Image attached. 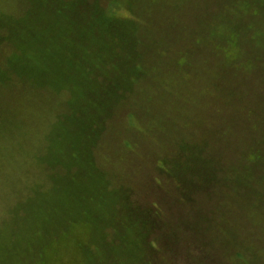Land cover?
<instances>
[{
	"label": "trees",
	"instance_id": "trees-1",
	"mask_svg": "<svg viewBox=\"0 0 264 264\" xmlns=\"http://www.w3.org/2000/svg\"><path fill=\"white\" fill-rule=\"evenodd\" d=\"M213 1L125 0L120 19L115 0H0V126L20 128L3 90L31 89L32 102L49 108L34 152L44 184L24 199L9 185L0 201V264L17 241L7 222H19L17 211L43 239L52 227L89 220L91 254L102 264H243L236 226H260L264 216V114L252 115L250 96L253 74L263 70L251 67V50L264 49L251 41V17L259 28L264 0H238L248 11L225 19L233 63L219 52L229 39L211 35L231 0ZM213 4L220 7L211 15ZM161 75L175 83L162 84ZM207 76L218 94L205 103L195 83ZM259 88L252 94L264 110ZM61 90L68 95L58 99ZM105 148V163L119 159L120 172L100 164ZM251 210L257 216L245 215ZM29 246L22 243L21 258Z\"/></svg>",
	"mask_w": 264,
	"mask_h": 264
},
{
	"label": "rangeland",
	"instance_id": "rangeland-1",
	"mask_svg": "<svg viewBox=\"0 0 264 264\" xmlns=\"http://www.w3.org/2000/svg\"><path fill=\"white\" fill-rule=\"evenodd\" d=\"M115 1L117 3L115 13L116 17L120 19L126 18L128 14L125 10V0ZM209 2L214 3L213 0H209ZM222 2L225 1H220V3ZM219 7L216 8V4H213L209 8L207 7V13L212 15L214 14V9H218ZM236 7L237 9L235 10ZM254 7L251 6V14L253 11L255 12ZM239 8H241V11ZM226 10L227 12L220 10V13H217L218 19L215 22L216 24H213L212 31H210L213 37L229 39L227 44L225 42H221L223 49H220L221 51L219 52L224 59L233 63L237 47L235 41H232L234 38L233 29L226 28L225 19L232 20L235 18L234 16L237 15L243 18L242 12L244 13L248 10L246 9L244 3L238 0H231V3H228L226 6ZM185 14H187V11H185L184 15ZM254 22L255 21H253V18L251 17V41L255 43L259 42L264 45V36L262 33L264 32V18L260 21L261 23L259 28L257 26L255 27L253 24ZM244 24L246 26V22ZM261 56L264 60V49L261 52H254L251 50V67H263V72L257 70L260 73L258 75L256 73L253 74V79H251L250 96L252 115L253 112L255 115L258 114V112H262L264 114V110L260 107V105H257L258 103L255 101V97H253L252 94L256 92L255 88L259 86V89L262 91L259 90L257 92L262 95L264 91V63L260 62V59L257 60V58H260ZM241 63L244 69L249 66L247 61H242ZM241 63L239 64L241 65ZM185 75L187 77L190 76L189 74ZM159 78L162 84H164V82H169L170 84L175 83L172 76L161 75ZM207 78L205 77L201 83H195L196 88H200L202 86V91L206 95L204 99L205 103L212 101L213 97L218 94V89L213 87V85L210 83L212 82L210 76H207ZM178 82L179 85L176 83L177 87L180 86L184 88L185 84L182 83H185L186 81L180 80ZM151 84H149L150 87L153 86ZM3 94L6 95V97L4 96L5 100L10 102L9 109L13 114L15 123L19 124L20 128L12 131V126L6 128H2L0 126V201L3 199L7 190V186L9 185H11L9 192L12 193L13 196H16V199H24L27 197L30 189L35 184H39L41 186L44 184V174L40 170V165L34 161V152L35 147L37 145L40 146L45 141V125L46 121L49 119V115H47L49 113V108L48 106H44V104L39 106L37 105L38 103L34 104L32 102V100L37 96V93L31 89L27 90L26 92H23L18 88L13 89L12 91L3 90ZM42 94L47 95L45 91L40 90V96ZM60 95L61 97L58 99L63 98L68 94L61 90ZM263 114L260 113V116ZM223 117L226 116L223 114L222 118ZM256 119L258 118L256 117ZM249 126L254 128L258 127L259 124L254 120V118L251 117ZM108 150L110 153L105 154V151L107 152ZM152 151L158 153L163 152L162 149L157 148L152 149ZM110 154L111 148H105L98 156L100 164L101 162L104 166H108L110 164L107 169L109 172H120L122 170V165L119 162V159H116V162L112 161L108 164L105 163V158L107 156L109 157ZM10 180H12L11 183H9ZM133 184L136 188H138L141 186V179L136 178ZM140 188L141 187H139V189ZM42 191L45 192V189H42ZM5 213L6 210L2 208V204L0 202V221H2V218H5ZM245 215L248 217L250 216V218L251 215L253 217L257 216L253 210H251L249 214L247 213ZM17 216L20 217L19 222H16L15 224L11 219H9V221L6 219L7 222H10L13 226V228L10 229L14 232L11 239H16L17 241L13 246V251L7 253L8 258L3 261L5 264H102L101 260L103 258L95 260L91 254V248L93 249L91 246H97V244L95 241L96 234L94 233L95 226L89 220L85 218L77 219L65 227L59 226L57 230L56 228L54 229V227H52L49 234H47V236H45L43 239L40 238L42 233L39 228L33 226L31 223H28V221L24 219V214L17 211ZM256 218L263 219V221L261 220V223L258 222L260 223V226H254L253 222L256 220H251L249 226L244 228L238 225L236 226V229L243 231V240L241 244L244 246L246 253L242 258L243 264H264V246L260 248L256 244L257 238L261 236L264 237V216ZM243 222L244 221L242 220V226ZM0 226L1 229L3 226L1 222ZM0 233H2V231H0ZM11 239L5 238L2 242H4L6 247H8L9 244H11ZM24 241L30 243V246L29 249L25 251V254L27 255L26 258H21L19 256L21 250L19 249L21 248L20 246H22ZM109 244L111 245V242H109ZM233 246L238 247L236 242H234ZM227 255H229V262H234L233 255L228 253ZM118 264H122L121 258L118 259Z\"/></svg>",
	"mask_w": 264,
	"mask_h": 264
}]
</instances>
